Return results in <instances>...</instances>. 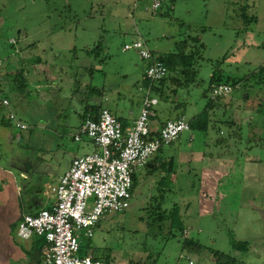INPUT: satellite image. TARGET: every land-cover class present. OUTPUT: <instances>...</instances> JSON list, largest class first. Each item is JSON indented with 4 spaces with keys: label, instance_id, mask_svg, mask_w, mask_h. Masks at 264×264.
I'll use <instances>...</instances> for the list:
<instances>
[{
    "label": "rangeland",
    "instance_id": "obj_1",
    "mask_svg": "<svg viewBox=\"0 0 264 264\" xmlns=\"http://www.w3.org/2000/svg\"><path fill=\"white\" fill-rule=\"evenodd\" d=\"M133 1L0 0V246H7V237L21 245L14 232L21 213L45 201L41 192H50L73 158L93 150L86 138H73L87 100L94 106L118 101L126 115L142 103L146 62L123 45L142 39L161 56L191 37L203 44L197 77L175 94L165 88L154 95L157 119L183 114L188 122L203 111L212 101L213 70L219 68L223 83L243 79L212 101L206 132L185 131L171 144L201 152L205 162L178 165L179 181L169 192L158 190L164 173L148 176L147 164L135 168L129 208L104 216L92 238H79L81 250L104 264H264V75L255 72L264 66V0H161L156 15L144 9L150 0L135 8ZM243 5L256 18L246 29L238 17ZM96 47L97 56L86 52ZM19 69L22 89L13 82ZM88 86L102 97L89 98ZM10 113L27 129L13 121L2 125ZM206 171L209 179L220 171L228 175L205 196ZM159 202L162 209L178 207L182 235L151 218ZM185 239L195 245H184ZM243 242L245 251L235 248ZM213 252L221 255L216 259Z\"/></svg>",
    "mask_w": 264,
    "mask_h": 264
},
{
    "label": "built area",
    "instance_id": "obj_2",
    "mask_svg": "<svg viewBox=\"0 0 264 264\" xmlns=\"http://www.w3.org/2000/svg\"><path fill=\"white\" fill-rule=\"evenodd\" d=\"M160 6L161 0H150L144 9L155 14ZM14 43V40L10 41V44ZM122 50L136 51L147 63L144 76L148 85L144 89L140 111L127 129L105 108L99 111L96 119L87 118L78 127L74 140L86 138L94 150L73 158L69 169L58 178L50 192H46L52 199L49 208L23 215L17 223V237L28 240L35 236L44 240L46 247L39 264H104L93 260L91 254L80 255L79 238H92L104 216L128 209L134 169L145 167L147 160L159 149L189 131L188 122L180 116L166 121L159 129L158 137L150 138V117L158 104L152 95V87L164 79L168 71L142 39L123 45ZM2 69L0 62V80ZM231 92V86L219 84L212 87L210 99L217 101ZM1 105L8 108L10 103L3 98ZM5 119L13 121L16 129H27L11 113ZM188 264L194 263L189 261Z\"/></svg>",
    "mask_w": 264,
    "mask_h": 264
},
{
    "label": "trees",
    "instance_id": "obj_3",
    "mask_svg": "<svg viewBox=\"0 0 264 264\" xmlns=\"http://www.w3.org/2000/svg\"><path fill=\"white\" fill-rule=\"evenodd\" d=\"M161 4H162V1H161ZM246 10H247V5H243L240 7L239 13H238V17L242 20L244 28H248V26H250L252 23L256 22V18L253 15H248ZM14 44H11V46L13 48H14ZM202 47H203V44H201L197 38L188 37V38L180 41L179 44L176 45V50L173 52H169V53L161 55V56L160 55L156 56L153 52V55L156 57V59L165 65L168 73L164 79L153 84L152 95L153 96L154 95H160L161 96L162 95L161 92L163 93L165 88H167L168 90L171 88L170 90H172V92L175 94L176 89L181 88V87H187L190 83L194 82L195 78L197 77V73H198V71H197V66L199 64L198 60L201 58V56L199 54V50ZM96 50H100V49L96 47V48H93V49L86 51V52L90 55L97 56ZM17 72H18L17 74L13 75V82L15 85L16 84L20 85V87H17L16 89H22V87L24 88L26 86V82L23 79L24 77H22V75H21L24 72H22L21 69H19V71H17ZM255 72L258 73V75L259 74L264 75V66L259 67ZM180 74H182V75L185 74V75H183V77H186V78L183 80L180 79V77H179V76H181ZM187 76H188V78H187ZM222 76L223 75H222L221 71L219 70V68L216 70H213V72L210 76V79H209L210 80V84H209V88H208L209 93H210L213 86H216L219 84L229 85L227 82H230L232 85H229V86H233V88L236 86L242 85L243 79H241V78L236 79V80H232V81H227L226 83H223V82H221V80L223 79ZM252 76H255V74H252ZM166 80H168L169 83L165 82ZM227 80H229V78ZM165 83H168L170 88L167 85H164ZM147 85H148V82L145 78V87H147ZM86 90H87V96L89 98H93L95 96L101 97V95H102L100 89L96 88V87L88 86ZM213 102L209 101L206 104L203 111H201L198 115L192 117L188 121L189 131H201V132L207 131L208 125L211 122V117H210L209 112L214 109ZM99 108H100V106H94V104L88 103V100H87L84 111L79 116L81 123L87 118L96 119L99 111L101 110V109L99 110ZM179 115H177V118L180 117ZM156 116L157 115L153 109V116L150 118H154ZM1 124L2 125H9V121L3 119L1 121ZM158 134H159V131H157V132L151 131L150 138L158 137ZM147 171L151 172V171H153V169L150 170L147 167ZM135 184H136V176L133 173L132 174L131 194H132V190H133V187ZM152 215L154 218L152 217ZM151 218H153V220H155L158 223L164 224L165 222H169L170 223V230L171 229L178 230L177 232H179L181 235L184 232L182 227H181V223H180L181 219H180V215H179V209L177 206H174L171 209H162L161 202H159L156 205V207H154L153 213H151ZM183 244L188 245V246L195 245V243L193 241H189L186 239L184 240ZM81 248H82V242H80L79 253L81 256H87L88 253L82 252ZM235 248L238 250L245 251L247 248V244L245 242L238 243L235 245ZM220 255L221 254L219 252H213V256L216 259ZM91 256H92L93 260H99V261L103 262L102 260H100L98 258V256L96 254L93 253V254H91ZM105 258H108V256H106Z\"/></svg>",
    "mask_w": 264,
    "mask_h": 264
},
{
    "label": "crops",
    "instance_id": "obj_4",
    "mask_svg": "<svg viewBox=\"0 0 264 264\" xmlns=\"http://www.w3.org/2000/svg\"><path fill=\"white\" fill-rule=\"evenodd\" d=\"M140 3L141 4L145 3V0H139L138 4H140ZM135 7H137V3L135 4V2H134L133 8H135ZM170 9L171 10L173 9V5H171ZM156 14H154V15H156ZM145 66H146V63L143 67L142 77L144 74ZM142 85L144 86V89H145V83H142ZM104 99H105L104 101L109 100L107 98H104ZM102 108L109 110L111 112V114L116 119L119 120V122L122 124L123 128L127 129L130 127L132 121H134L136 119V117L138 116V113H139L140 108H141V103L138 105V108H136V112L131 111V112L127 113V115L124 113V108L120 106L118 101H113L112 106H110L108 104L101 105L99 110ZM155 113H157V112H155ZM179 116L184 117L183 114H180ZM175 118H177V116H175L174 118H168V119L162 120V121L157 119V116L154 118H151L150 129L152 132H155V131L157 132L164 125V123L166 121L172 120ZM189 140L192 141L193 138L190 137ZM172 145L170 144L169 146L162 147L156 153L154 158H152V160L149 163H147L148 169H150V170L153 169V171H151V172L148 171V176L153 175L156 172H160V174L164 173V175H163L164 177L162 176L160 179V182H159V187L162 186L163 188H161V189L158 188V190H160L161 192H166V191L169 192V191H171L169 188L170 187L173 188L176 185L175 183L178 180V177H176V176H178V175H176L178 165H181L185 162H188L189 160L194 161V162L199 163V164H202V165L205 162V157L201 152H199V151L192 152L191 150H188V148H183V149H181L179 147L174 148V147H171ZM190 147L191 146L189 145V148ZM93 150H94V148H93ZM250 161L256 162L257 159L256 158L250 159ZM205 168H208V167L205 165ZM210 168H214V167H210ZM203 173H205L207 176L205 174L201 175L202 183L205 184V186L200 187V193L204 194L205 196L208 195L210 192H212L214 194V191H216L217 188L219 187V183L221 182V180L225 176L228 175L226 173H221V171H220L217 173H213L214 177L212 179H209L208 178L209 172L206 171ZM166 176L168 177V180L166 181V185H165L164 178ZM204 177H205V179H204ZM252 177H253L252 174H250V178H252ZM57 180H56V182H57ZM41 194L44 195L45 201L42 202L40 200L39 202L32 203L30 205L28 211L22 212L21 215L18 217L16 223H15V229L17 228V223L19 222V220L21 219V217L23 215L34 214V213L38 212L40 209L49 208L51 206L52 199L49 196H47L46 192L42 191ZM98 224H97V226H98ZM5 232H6V230L4 229L3 233L5 234ZM14 232H15V238L17 239V242L19 241V243H21V245H19V246H17L16 244L12 245L9 242L8 237H7V241L6 242L3 241L4 244H6L7 246L6 247L0 246V264H38L41 261L42 252L46 247L44 240L40 237H35V236H33L31 239L23 240V239L17 237L16 231H14ZM5 235H7V234H5ZM8 244H10L11 246H9Z\"/></svg>",
    "mask_w": 264,
    "mask_h": 264
}]
</instances>
